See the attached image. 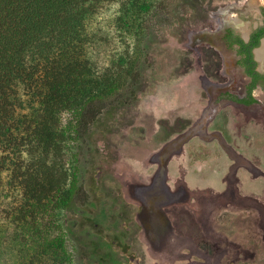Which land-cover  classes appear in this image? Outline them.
<instances>
[{
  "label": "rangeland",
  "instance_id": "obj_1",
  "mask_svg": "<svg viewBox=\"0 0 264 264\" xmlns=\"http://www.w3.org/2000/svg\"><path fill=\"white\" fill-rule=\"evenodd\" d=\"M147 1L144 9L126 5L127 0H105L87 23L91 73L123 85L106 101L79 148L61 155L65 179H57L70 184L76 176L87 198L39 213L32 230L21 220L24 195L6 179L0 190V264H264V179L254 186L256 205L236 197L231 175L229 201L252 205L254 213L260 209L255 218L237 216L225 243L202 247L211 256L220 253L216 258L203 257L195 239L177 232L176 209L163 207L173 201L159 202L155 190L146 188L155 170L149 158L161 140L183 133L201 109L205 86L226 79L216 45L220 29L241 22L243 30H252L260 23L264 0ZM250 135L252 144L240 137L235 141L244 150L250 145L264 174V133ZM216 149L197 138L188 148L195 158L210 151L211 157L219 155ZM55 238L64 240L65 252L46 247V240Z\"/></svg>",
  "mask_w": 264,
  "mask_h": 264
},
{
  "label": "trees",
  "instance_id": "obj_2",
  "mask_svg": "<svg viewBox=\"0 0 264 264\" xmlns=\"http://www.w3.org/2000/svg\"><path fill=\"white\" fill-rule=\"evenodd\" d=\"M104 1L0 0V190L9 179L24 195L21 220L32 230L39 213L87 198L76 176L70 184L57 179L64 177L61 155L79 148L106 101L123 87L89 69L87 23ZM149 3L126 5L146 9ZM263 36L264 27L253 46ZM47 243L65 252L62 238Z\"/></svg>",
  "mask_w": 264,
  "mask_h": 264
},
{
  "label": "crops",
  "instance_id": "obj_3",
  "mask_svg": "<svg viewBox=\"0 0 264 264\" xmlns=\"http://www.w3.org/2000/svg\"><path fill=\"white\" fill-rule=\"evenodd\" d=\"M218 133L220 136L223 135L220 132ZM228 133L230 132L228 131ZM190 136L181 152L174 151L170 153L171 156L167 165L157 172L153 179L152 176L158 170V167L157 164H152L155 166V170L150 176V185L147 188L152 187L155 190L153 199H157L159 202L161 200L164 202L173 201L168 206L164 205L163 207L169 211L176 209L173 211V223L177 232L195 239L198 245H201H199V251L203 257H221L220 253L211 256L202 247L225 243V240L235 231L233 227L236 226L237 216H243V219H246V217L252 218L260 209L256 207V210L254 209L256 213H254L252 205L239 206L229 201L231 200L229 196L231 175L234 176L232 179L234 181L233 193L236 194V197L260 205L258 203L260 199L258 196L259 191L254 186L261 184L264 174L259 162L253 160L254 158L251 155L249 159H246L249 163L247 167L241 162L242 164L239 167L236 165L233 169L232 167L235 166L234 159L230 157L225 147L229 142L226 141L227 143L225 142L226 145H224L223 142L219 143L217 140H202L195 133ZM193 138L200 139L205 144H215L217 146L216 151L220 154L211 157L210 154L213 152L210 151L204 157H201L202 153H199V157L195 158L192 151L188 150ZM238 153L243 157L245 156L243 151ZM207 159L211 160L208 162ZM174 164L177 165V168L174 167ZM175 169L177 170L175 171ZM219 172H223L224 175H220ZM209 232L216 233L221 238L215 240L211 238V235L209 236ZM222 258L224 259L225 256H222Z\"/></svg>",
  "mask_w": 264,
  "mask_h": 264
},
{
  "label": "flooded vegetation",
  "instance_id": "obj_4",
  "mask_svg": "<svg viewBox=\"0 0 264 264\" xmlns=\"http://www.w3.org/2000/svg\"><path fill=\"white\" fill-rule=\"evenodd\" d=\"M263 10L264 8L261 9L260 23L252 30H243L244 25L241 22H230V25L220 29L216 45L221 49L220 71L226 79L205 86L206 90L199 97L201 109L195 121L188 122L182 129L183 133H179L173 140H161L164 142L160 143V147L149 158L151 164L155 163L158 167L152 179L157 172L165 168L170 153L184 149L187 137L192 133L205 141L217 140L224 145L226 141L229 142H226L225 147L234 159L235 166L232 168L236 165L239 167L242 163L248 166L246 159L250 158L251 147L244 145L245 150L242 147L241 150V145H237L235 140L240 137L239 140L244 138V144H252L250 132L264 133V57H258L264 36L260 38L258 46H253L254 36L264 27ZM222 51L228 56L224 57ZM211 126L214 129L209 131ZM218 132L223 135L220 136ZM239 151H243L245 156H241Z\"/></svg>",
  "mask_w": 264,
  "mask_h": 264
},
{
  "label": "bare ground",
  "instance_id": "obj_5",
  "mask_svg": "<svg viewBox=\"0 0 264 264\" xmlns=\"http://www.w3.org/2000/svg\"><path fill=\"white\" fill-rule=\"evenodd\" d=\"M258 57L259 58L264 57V43H263V47L258 51Z\"/></svg>",
  "mask_w": 264,
  "mask_h": 264
}]
</instances>
